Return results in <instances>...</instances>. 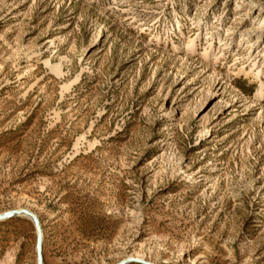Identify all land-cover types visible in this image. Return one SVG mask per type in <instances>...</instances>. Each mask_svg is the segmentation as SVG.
<instances>
[{
  "label": "rangeland",
  "instance_id": "obj_1",
  "mask_svg": "<svg viewBox=\"0 0 264 264\" xmlns=\"http://www.w3.org/2000/svg\"><path fill=\"white\" fill-rule=\"evenodd\" d=\"M18 208L45 264H264V0H0ZM0 264H38L29 217Z\"/></svg>",
  "mask_w": 264,
  "mask_h": 264
},
{
  "label": "water",
  "instance_id": "obj_2",
  "mask_svg": "<svg viewBox=\"0 0 264 264\" xmlns=\"http://www.w3.org/2000/svg\"><path fill=\"white\" fill-rule=\"evenodd\" d=\"M14 216H27L34 223L36 229V250L38 257V264H45L44 256V231L40 221L39 216L29 208H18L7 210L3 213H0V221L12 218ZM156 264L152 261L146 260L145 258H140L137 256H128L116 264Z\"/></svg>",
  "mask_w": 264,
  "mask_h": 264
}]
</instances>
